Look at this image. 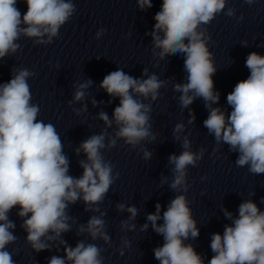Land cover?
<instances>
[{"label": "clouds", "instance_id": "obj_1", "mask_svg": "<svg viewBox=\"0 0 264 264\" xmlns=\"http://www.w3.org/2000/svg\"><path fill=\"white\" fill-rule=\"evenodd\" d=\"M18 2L27 5L23 15L17 7ZM245 2L251 5L255 0ZM137 3L141 10L153 6L152 0H137ZM225 5L226 0H162L160 10L154 16L153 51L160 49V59L184 54L187 82L174 85L175 91L181 93V107L187 108L197 97L203 98L209 109V115L203 121L208 132L214 135L217 143L223 142L232 151H238L237 166L248 165L251 173L264 174V55L248 54L245 66L249 76L236 83L227 95L230 114L226 116L220 107L212 106L219 102L220 93L214 91L212 79L216 68L213 53L208 48L211 36L205 37L207 30L200 29L210 24ZM75 11L72 0H0V59L18 50L20 45L16 41L21 35L36 38L39 44L51 43ZM233 14V9H228L227 15ZM102 32L103 29L97 32V37ZM45 36L46 40L43 39ZM144 74L147 75V70ZM32 75L35 74L27 69H18L10 81L0 84V264H15L6 247L17 239L12 231L15 224L8 218L13 207H19V217H27L22 225L27 232L26 241L34 251L40 252L48 247L42 237L59 238L61 233L69 230L66 212L69 203L82 199L86 205L99 204L119 177V173L113 176V165L106 162L101 153L106 147L105 133L90 136L76 150L77 154L82 150L87 156V161H80L82 176L75 178L68 174L69 161L55 126L38 121L40 108L30 102L32 94L28 78ZM91 83L88 80L79 84L74 101L84 98V89ZM163 84L164 81L155 74L141 80L122 69L104 76L100 87L109 96L119 98V105L113 111L114 122L118 125L116 138H123L133 147L141 140L154 139L149 123L151 106L135 96L145 99L151 96L155 100ZM99 119L108 127L112 126L113 120H109L107 113L101 112ZM192 119H195L194 115ZM183 128V124H177L175 132ZM115 145L116 139H110L107 146L113 148ZM183 147L185 151L179 156L169 157V163L174 165L170 187L178 192L181 189L187 192V166H195L204 151L191 152L187 137ZM150 156V152H144L146 159ZM118 208L124 210V205H118ZM127 211L129 219H134L139 209L129 207ZM238 212V218L233 219V214L224 210L232 225H226L222 235H212L210 247L214 255L208 264H264V212L251 200L241 203ZM161 218L163 223L158 224ZM147 220L154 231L163 236V245L154 249L155 259L160 264H204L194 247L184 243L189 237L199 235L186 195L172 199L162 217L158 203ZM104 224L103 219L93 216L86 228L81 226L80 232L87 231L93 239L99 236L108 242ZM147 227V223L143 225V229ZM49 232L54 236H48ZM64 251V258L53 256L49 264H66V261L103 264L101 249L95 244L79 242L75 248L66 246Z\"/></svg>", "mask_w": 264, "mask_h": 264}]
</instances>
